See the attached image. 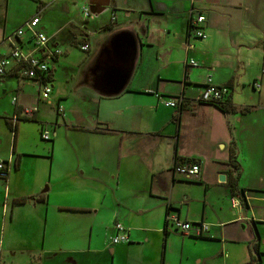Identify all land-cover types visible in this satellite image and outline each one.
Segmentation results:
<instances>
[{"label": "crops", "instance_id": "0c3cea01", "mask_svg": "<svg viewBox=\"0 0 264 264\" xmlns=\"http://www.w3.org/2000/svg\"><path fill=\"white\" fill-rule=\"evenodd\" d=\"M37 14L44 52L63 54L48 100L16 66L0 77L14 107L0 111L3 262L264 264V0H0V53H43L30 32L7 39ZM197 14L204 38L188 36ZM208 77L237 112L198 102ZM179 97L184 109L167 105ZM26 108L33 120L18 119ZM44 127L50 145L31 136ZM183 161L200 175L174 173ZM168 213L207 230L166 234ZM117 223L129 242H113Z\"/></svg>", "mask_w": 264, "mask_h": 264}, {"label": "built area", "instance_id": "2783aa9c", "mask_svg": "<svg viewBox=\"0 0 264 264\" xmlns=\"http://www.w3.org/2000/svg\"><path fill=\"white\" fill-rule=\"evenodd\" d=\"M93 15L91 10L87 7L84 9V16L89 18ZM41 17L39 14L30 18L25 24L16 30L11 36L7 39L13 42L14 40L20 39L22 36H25L27 32H30L32 35L35 52L42 51L43 53L39 56L33 53H26L22 51L19 47H15L8 55L0 53V77H4L8 70L14 66L18 69V77L22 80H38L41 83V100H48L51 93V76L52 70L50 68V63L56 58L63 54V51L60 49L51 50L48 53H45V48L50 42L49 37L39 29V24ZM206 21V17L203 14H197L192 16L189 25H188V36H194L196 38H204L205 32L203 25ZM83 51L89 50L88 44H83L80 47ZM190 66H197L198 63L194 60L189 61ZM230 96V88L225 86H217L212 82L211 77H208L207 82L203 88V91L200 95L198 101L205 102L209 104H221L227 101ZM185 102L184 97H179L174 100L167 102V105L172 108H180L181 105ZM38 108H26L23 109L21 114L23 117L32 118L34 117L35 112ZM58 111L63 113V108L58 107ZM18 121L15 118L14 123ZM41 137L44 141H49L51 139V132L46 127L41 131ZM173 171L176 174L183 176L186 179H195L201 173L200 164L192 161H183L176 162L173 166ZM9 174V165L6 162H0V178H7ZM166 225L168 229H173L178 233L191 234L192 230H195V235L200 236L207 230V224L198 223L191 224L180 220L177 215L168 213ZM165 225V226H166ZM116 235L113 238L114 243L129 242V233L128 230L121 224L117 223L115 225Z\"/></svg>", "mask_w": 264, "mask_h": 264}, {"label": "rangeland", "instance_id": "374dc122", "mask_svg": "<svg viewBox=\"0 0 264 264\" xmlns=\"http://www.w3.org/2000/svg\"><path fill=\"white\" fill-rule=\"evenodd\" d=\"M3 91H4V89H1V91H0V98H2V99H0V111H2V113H4V110L8 107V109L6 111L9 114H12L13 111H14V107L12 106L11 101L9 100V97H7L8 95L3 96ZM7 91H9V93H10L11 89H7ZM1 107H5V109H1ZM24 124H31V123H24ZM31 136L33 138H35V136H36L38 142H42V144H44V145H46V144L50 145V143H51V141H44L41 138V133L36 132L34 129H33V132L31 133ZM1 140L3 142L2 146L6 149L8 147V145H9L8 137H0V141ZM5 231H6V228H5L4 224H3V226L1 227V231H0V264H5L3 262L2 257H1V250L5 248V246H2L3 237L5 236ZM6 244H7V241L5 240V245ZM26 262H27V257L19 255L17 257L16 256L11 257L9 263L10 264H26ZM116 264H120L118 260H117Z\"/></svg>", "mask_w": 264, "mask_h": 264}, {"label": "trees", "instance_id": "16d2710c", "mask_svg": "<svg viewBox=\"0 0 264 264\" xmlns=\"http://www.w3.org/2000/svg\"><path fill=\"white\" fill-rule=\"evenodd\" d=\"M187 102H188V99H185V102L181 105V107H180V110H182V109H184L185 108V106L187 105ZM198 102H200V101H198ZM201 103H205V102H201ZM212 105H214V106H216V107H218L223 113H225V114H228V113H234V112H237L238 110H239V107L238 106H236L233 102H232V100H231V96H229L228 97V99H227V101H225L224 103H221V104H212ZM241 110L243 111V112H248V111H250V108L249 107H243V108H241ZM7 121H8V123L10 124V126L12 127V129L14 130V133H15V135H16V132H17V127H16V125L15 124H13V122L11 121V119H9V118H5ZM18 119H24V120H33L34 118L32 117V118H26V117H24V118H19L18 117ZM179 160H182V159H180L178 156H176V161H179ZM231 162H232V164H234V165H236V160H235V153H234V151H232V153H231ZM231 184H232V186L233 185H235V181L234 180H232L231 181ZM26 201V199L24 198V199H22V200H20V202H25ZM171 209V207H168V211ZM168 228H167V225L165 226V233L167 234L168 233ZM257 264V263H256Z\"/></svg>", "mask_w": 264, "mask_h": 264}, {"label": "water", "instance_id": "95a60500", "mask_svg": "<svg viewBox=\"0 0 264 264\" xmlns=\"http://www.w3.org/2000/svg\"><path fill=\"white\" fill-rule=\"evenodd\" d=\"M92 12V11H91ZM94 14V12H92ZM225 179V176H221V180H224Z\"/></svg>", "mask_w": 264, "mask_h": 264}]
</instances>
